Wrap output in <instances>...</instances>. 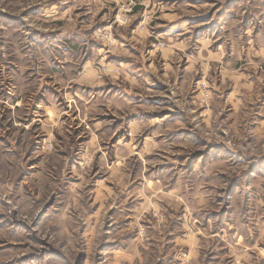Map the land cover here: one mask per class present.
I'll return each instance as SVG.
<instances>
[{
	"label": "rangeland",
	"instance_id": "rangeland-1",
	"mask_svg": "<svg viewBox=\"0 0 264 264\" xmlns=\"http://www.w3.org/2000/svg\"><path fill=\"white\" fill-rule=\"evenodd\" d=\"M0 264H264V0H0Z\"/></svg>",
	"mask_w": 264,
	"mask_h": 264
}]
</instances>
